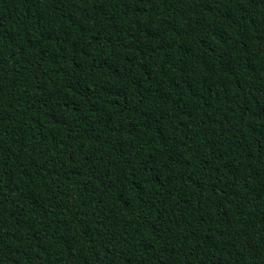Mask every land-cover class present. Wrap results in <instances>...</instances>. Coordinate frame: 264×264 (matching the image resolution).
I'll return each instance as SVG.
<instances>
[{
  "label": "trees",
  "instance_id": "16d2710c",
  "mask_svg": "<svg viewBox=\"0 0 264 264\" xmlns=\"http://www.w3.org/2000/svg\"><path fill=\"white\" fill-rule=\"evenodd\" d=\"M0 264H264V0H0Z\"/></svg>",
  "mask_w": 264,
  "mask_h": 264
}]
</instances>
